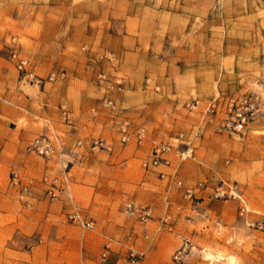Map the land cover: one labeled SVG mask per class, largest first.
<instances>
[{
    "label": "rangeland",
    "instance_id": "1",
    "mask_svg": "<svg viewBox=\"0 0 264 264\" xmlns=\"http://www.w3.org/2000/svg\"><path fill=\"white\" fill-rule=\"evenodd\" d=\"M0 144V264H264V0H0Z\"/></svg>",
    "mask_w": 264,
    "mask_h": 264
},
{
    "label": "built area",
    "instance_id": "2",
    "mask_svg": "<svg viewBox=\"0 0 264 264\" xmlns=\"http://www.w3.org/2000/svg\"><path fill=\"white\" fill-rule=\"evenodd\" d=\"M13 57L15 58V54H13ZM29 62L27 59H23V58H18L16 59V67L17 69H19L20 71H23L25 73H28L29 71ZM53 75L50 76V79H52ZM37 82H40V80H36ZM144 130L140 129L138 131V138L141 139L144 135ZM170 149L168 144H156L155 148H154V159H153V164H157L159 163H164V164H168V159L165 157H162L160 155V153H164L166 151H168ZM2 151V145L0 144V152ZM190 150L187 149L186 151H183L180 153V158L181 159H185L188 156H190ZM128 208L130 209V211L132 213H137L139 217H141L142 220L147 219L149 214H150V209L148 207H144V206H135L132 205L131 203L128 204ZM248 211V209L245 206H241L240 208V213L243 214L244 212ZM69 218L71 220H73L76 223H79L80 225L84 226V227H91L92 223L89 221H84L80 214L77 211H73L72 213H70ZM180 252L177 253V255L175 256V258H177V256L179 255Z\"/></svg>",
    "mask_w": 264,
    "mask_h": 264
},
{
    "label": "crops",
    "instance_id": "3",
    "mask_svg": "<svg viewBox=\"0 0 264 264\" xmlns=\"http://www.w3.org/2000/svg\"><path fill=\"white\" fill-rule=\"evenodd\" d=\"M44 260H46V259L44 258ZM46 263H47V261H46Z\"/></svg>",
    "mask_w": 264,
    "mask_h": 264
}]
</instances>
